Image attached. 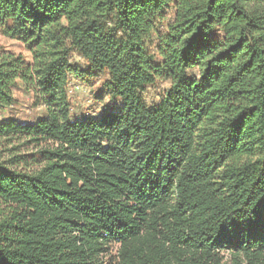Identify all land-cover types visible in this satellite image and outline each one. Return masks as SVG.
I'll return each mask as SVG.
<instances>
[{"label":"trees","instance_id":"16d2710c","mask_svg":"<svg viewBox=\"0 0 264 264\" xmlns=\"http://www.w3.org/2000/svg\"><path fill=\"white\" fill-rule=\"evenodd\" d=\"M0 27L33 58L0 53V264H264V0H0ZM74 79L110 106L75 118Z\"/></svg>","mask_w":264,"mask_h":264},{"label":"rangeland","instance_id":"374dc122","mask_svg":"<svg viewBox=\"0 0 264 264\" xmlns=\"http://www.w3.org/2000/svg\"><path fill=\"white\" fill-rule=\"evenodd\" d=\"M10 52L13 54H21L26 58L28 62H32V53L28 48L19 40L8 37L4 34L0 27V53ZM71 60L73 62L83 63V59L78 56L77 53H72ZM102 79L90 88L82 84L79 80L74 79L70 85L69 94L71 97L72 111L71 113L75 118H81L82 116H94L97 117L104 107L110 106V100L108 97L103 99H97L96 96L99 92ZM169 82H162L156 88H151L145 95V100L148 104L158 99V96L165 92L169 88ZM31 89L22 85L20 89L14 91L17 104L13 110L5 111V114L16 115L21 121L33 120L36 116L43 111V107L37 103V97ZM120 103L117 104L119 106ZM4 115L0 112V115ZM1 115V116H2ZM80 116V117H78ZM35 145H29L22 148V150L34 151Z\"/></svg>","mask_w":264,"mask_h":264}]
</instances>
